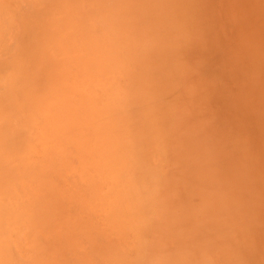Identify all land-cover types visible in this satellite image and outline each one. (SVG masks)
I'll use <instances>...</instances> for the list:
<instances>
[{"label":"clouds","instance_id":"1","mask_svg":"<svg viewBox=\"0 0 264 264\" xmlns=\"http://www.w3.org/2000/svg\"><path fill=\"white\" fill-rule=\"evenodd\" d=\"M0 264H264V0H0Z\"/></svg>","mask_w":264,"mask_h":264}]
</instances>
